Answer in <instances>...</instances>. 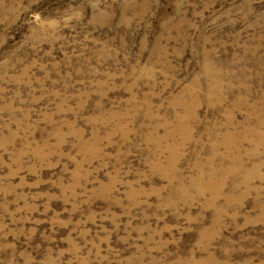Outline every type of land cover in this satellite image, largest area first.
<instances>
[{"label": "rangeland", "instance_id": "1", "mask_svg": "<svg viewBox=\"0 0 264 264\" xmlns=\"http://www.w3.org/2000/svg\"><path fill=\"white\" fill-rule=\"evenodd\" d=\"M0 264H264V0H0Z\"/></svg>", "mask_w": 264, "mask_h": 264}]
</instances>
